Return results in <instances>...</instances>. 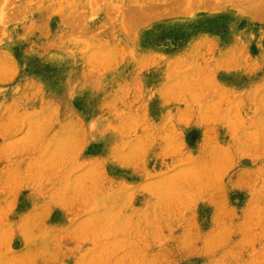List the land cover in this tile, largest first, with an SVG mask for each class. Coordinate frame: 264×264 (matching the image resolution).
Masks as SVG:
<instances>
[{"label":"rangeland","instance_id":"rangeland-1","mask_svg":"<svg viewBox=\"0 0 264 264\" xmlns=\"http://www.w3.org/2000/svg\"><path fill=\"white\" fill-rule=\"evenodd\" d=\"M0 264H264V0H0Z\"/></svg>","mask_w":264,"mask_h":264}]
</instances>
